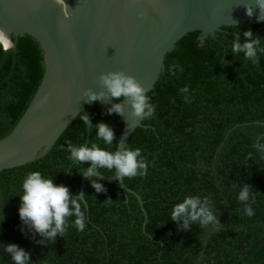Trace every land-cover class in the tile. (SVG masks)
<instances>
[{
  "label": "trees",
  "instance_id": "16d2710c",
  "mask_svg": "<svg viewBox=\"0 0 264 264\" xmlns=\"http://www.w3.org/2000/svg\"><path fill=\"white\" fill-rule=\"evenodd\" d=\"M248 29L264 41V22L254 19L222 27L203 42L198 31L190 32L165 55L164 68L147 93L155 114L142 122L147 128H136L126 143L141 148L149 162L146 176L123 181L141 199L142 207L117 182L100 180L105 191L95 193L86 179L83 231L70 226L63 237L46 246L36 242L39 236L30 238L27 229L21 232L18 196L28 172L41 171L55 184L67 186L71 195L79 193L81 165L68 160L65 142L96 138L95 131L89 133L82 125L79 113L44 155L0 171L4 216L0 243H14L30 252L33 264H264V154L254 147L264 143V54L254 65L242 54H232L230 47L237 35L242 43L241 34ZM15 38L13 49L0 50V139L20 119L44 73L38 43L28 35ZM172 63L182 65L183 71L170 76ZM185 84L188 103L178 91ZM81 113L93 125L98 121L111 125L115 139L107 147L114 150L123 129L121 118L108 115L97 102L87 103ZM101 172L106 177L112 174L107 169ZM241 183L253 188L252 217L243 214L236 199ZM187 195L211 198L219 230L196 223L188 231L178 230L170 221L171 208ZM0 264H13L2 250Z\"/></svg>",
  "mask_w": 264,
  "mask_h": 264
},
{
  "label": "water",
  "instance_id": "95a60500",
  "mask_svg": "<svg viewBox=\"0 0 264 264\" xmlns=\"http://www.w3.org/2000/svg\"><path fill=\"white\" fill-rule=\"evenodd\" d=\"M66 4L67 18L53 0H0V29L14 37H32L44 66L28 107L0 139V171L44 155L85 110L84 93L101 91L102 74L131 75L148 93L164 68L165 55L182 37L198 31L203 42L222 27L241 25L257 14L254 0H66ZM245 6L253 7L252 17L245 15ZM96 102L105 110L113 103L106 96ZM122 107L121 114L113 113L123 122L117 150L126 146L136 128H147L138 118L133 122L126 100ZM41 147L44 150L37 155ZM98 178L117 182L142 207L138 195L114 175ZM85 180L82 175L78 195Z\"/></svg>",
  "mask_w": 264,
  "mask_h": 264
},
{
  "label": "clouds",
  "instance_id": "9594fccd",
  "mask_svg": "<svg viewBox=\"0 0 264 264\" xmlns=\"http://www.w3.org/2000/svg\"><path fill=\"white\" fill-rule=\"evenodd\" d=\"M53 3L60 8L61 13L67 18L70 13L66 0H53ZM257 14L255 21L264 22V0H254ZM245 15L253 16V7L245 6ZM239 33V30L237 31ZM244 38L241 43L239 35L233 38L231 42V53L242 54L244 59L254 65L259 64L261 54H264V41L259 36H254L251 29L243 31ZM16 38L9 32L0 29V50L8 51L15 47ZM170 76L183 71V66L178 63L169 65ZM100 92L86 91L89 105L95 103L102 97H108L114 101L107 110V114H121L123 111L122 101H127L130 106V118L135 122L138 118L140 122L151 119L156 110V106L151 102L150 96L145 89L131 75L123 72H109L99 77ZM178 91L186 103L190 102L189 86L185 84ZM82 125L86 126L89 133L95 131L96 138L92 142H81L79 144L66 141V151L68 160L72 165H81V173L88 181L95 193L105 191L99 176L104 175L101 169H107L117 181H124L125 177L146 176L149 162L141 155V148H130L124 146L117 150H109L115 139L114 131L107 122L98 121L92 124L88 115L79 114ZM83 135V134H82ZM106 147H101L100 143ZM259 152L264 154V143L254 145ZM44 149L36 153L40 154ZM251 155V154H249ZM84 162H88V167H83ZM71 174V170H65ZM235 187V185H233ZM22 194L19 197L17 213L21 222V232L28 230L30 238L39 236L36 242L46 246L48 242H53L57 236L63 237L68 228L75 227L78 231H83L86 226L87 196L83 193L73 196L70 190L63 184H55L52 178L41 172H28L21 184ZM249 184L241 183L238 188L236 199L242 206V212L248 217H252L254 202ZM74 218L71 222L69 218ZM4 220L2 208H0V223ZM170 221L175 222L178 230L188 231L193 223L201 227L209 228L211 231L219 230L221 224L219 217L214 211V203L207 195H187L182 201L172 205L170 212ZM0 250L8 254L13 264H33L30 260V252L25 251L17 244L0 243Z\"/></svg>",
  "mask_w": 264,
  "mask_h": 264
}]
</instances>
